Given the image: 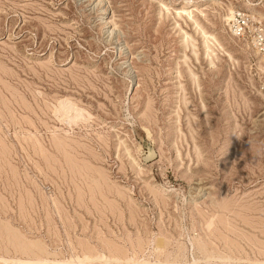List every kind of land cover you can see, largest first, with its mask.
Instances as JSON below:
<instances>
[{"label":"rangeland","instance_id":"374dc122","mask_svg":"<svg viewBox=\"0 0 264 264\" xmlns=\"http://www.w3.org/2000/svg\"><path fill=\"white\" fill-rule=\"evenodd\" d=\"M62 261L264 264V0H0V264Z\"/></svg>","mask_w":264,"mask_h":264},{"label":"bare ground","instance_id":"6f19581e","mask_svg":"<svg viewBox=\"0 0 264 264\" xmlns=\"http://www.w3.org/2000/svg\"><path fill=\"white\" fill-rule=\"evenodd\" d=\"M100 2H101V1H100ZM184 7H185V6H184ZM106 12H107V11H106ZM77 113H78V112H77ZM77 113H76V114H77ZM80 113H81V111H80ZM72 114H73V113H72ZM76 114H74V116H75ZM70 117H71V116H70ZM79 118H80V116H79ZM71 120H72V119H71ZM71 120H70V121H71ZM74 120H75V119H74ZM67 121H68V120H67ZM68 125H69V124H68ZM162 241H163V239H162ZM160 243H161V242H160ZM157 244H158V243H157ZM159 245H161V244H159ZM114 249H115V251H117V250H116L117 248H114ZM98 257H99V256H98ZM87 258H88V257H86V259H87ZM86 259H85V260H86ZM99 259H100V258H98V260H99ZM92 260H93V258H92ZM101 260H102V259H101ZM101 260H100V261H101ZM87 261H88V259H87ZM93 261H94V260H93ZM83 262H84V261H83ZM42 263H44V261H42ZM45 263H46V262H45ZM56 264H69V263H68V262H64V261H62V262H59V263L57 262ZM86 264H90V262H88V263H86ZM101 264H102V263H101Z\"/></svg>","mask_w":264,"mask_h":264}]
</instances>
